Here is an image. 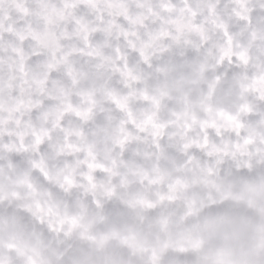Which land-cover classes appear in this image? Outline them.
<instances>
[{
    "label": "clouds",
    "instance_id": "obj_1",
    "mask_svg": "<svg viewBox=\"0 0 264 264\" xmlns=\"http://www.w3.org/2000/svg\"><path fill=\"white\" fill-rule=\"evenodd\" d=\"M0 264H264V0H0Z\"/></svg>",
    "mask_w": 264,
    "mask_h": 264
}]
</instances>
